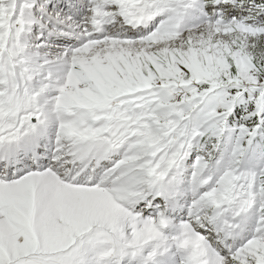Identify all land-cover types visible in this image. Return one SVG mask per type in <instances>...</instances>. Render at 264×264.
Listing matches in <instances>:
<instances>
[{"label": "snow or ice", "instance_id": "snow-or-ice-1", "mask_svg": "<svg viewBox=\"0 0 264 264\" xmlns=\"http://www.w3.org/2000/svg\"><path fill=\"white\" fill-rule=\"evenodd\" d=\"M0 264H264V0H0Z\"/></svg>", "mask_w": 264, "mask_h": 264}]
</instances>
